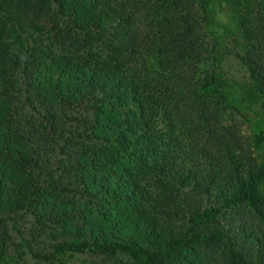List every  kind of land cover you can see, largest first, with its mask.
Returning <instances> with one entry per match:
<instances>
[{
    "label": "trees",
    "instance_id": "1",
    "mask_svg": "<svg viewBox=\"0 0 264 264\" xmlns=\"http://www.w3.org/2000/svg\"><path fill=\"white\" fill-rule=\"evenodd\" d=\"M217 1L264 109V0H0V264H264V130L225 121Z\"/></svg>",
    "mask_w": 264,
    "mask_h": 264
},
{
    "label": "rangeland",
    "instance_id": "2",
    "mask_svg": "<svg viewBox=\"0 0 264 264\" xmlns=\"http://www.w3.org/2000/svg\"><path fill=\"white\" fill-rule=\"evenodd\" d=\"M216 30L219 38L218 68L224 74L226 86V112L225 121L236 124L243 138L252 140L256 133L264 130V109L261 101L253 94L247 68L233 54V48L239 47L240 38L236 22L231 18V13L225 3H215ZM253 143V141H252ZM254 155L260 163H264V142L254 150ZM11 227V226H10ZM30 227L24 223L22 229ZM27 229V228H26ZM28 231V230H27ZM12 240L10 253L16 258L19 249L26 250L21 236L17 230L11 229ZM23 264H118V259H111L92 253L75 254L63 257L62 261H44L35 259L29 254L17 258Z\"/></svg>",
    "mask_w": 264,
    "mask_h": 264
}]
</instances>
